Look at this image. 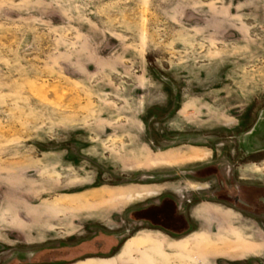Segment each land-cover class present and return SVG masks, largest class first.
Listing matches in <instances>:
<instances>
[{
    "label": "rangeland",
    "instance_id": "rangeland-1",
    "mask_svg": "<svg viewBox=\"0 0 264 264\" xmlns=\"http://www.w3.org/2000/svg\"><path fill=\"white\" fill-rule=\"evenodd\" d=\"M264 0H0V264H264Z\"/></svg>",
    "mask_w": 264,
    "mask_h": 264
},
{
    "label": "flooded vegetation",
    "instance_id": "flooded-vegetation-1",
    "mask_svg": "<svg viewBox=\"0 0 264 264\" xmlns=\"http://www.w3.org/2000/svg\"><path fill=\"white\" fill-rule=\"evenodd\" d=\"M218 195L240 205L243 210L256 216H264V186L260 184H242L231 188L220 182Z\"/></svg>",
    "mask_w": 264,
    "mask_h": 264
}]
</instances>
